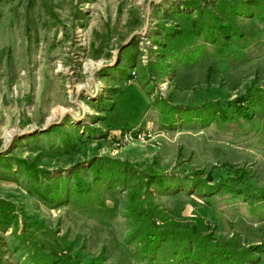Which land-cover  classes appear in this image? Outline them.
<instances>
[{"label": "rangeland", "instance_id": "1", "mask_svg": "<svg viewBox=\"0 0 264 264\" xmlns=\"http://www.w3.org/2000/svg\"><path fill=\"white\" fill-rule=\"evenodd\" d=\"M0 202V264H264V0H0Z\"/></svg>", "mask_w": 264, "mask_h": 264}, {"label": "trees", "instance_id": "2", "mask_svg": "<svg viewBox=\"0 0 264 264\" xmlns=\"http://www.w3.org/2000/svg\"><path fill=\"white\" fill-rule=\"evenodd\" d=\"M218 105L220 106L219 108L222 109L221 106H223V105H221V103H219ZM229 109H231V107ZM222 114H223V112H222ZM25 168H26L28 174L34 175L36 173L35 171L31 170L30 167H25ZM75 182H76L75 188L77 189V191L78 192L82 191L84 189V185H85L83 180L77 178ZM2 206H3L2 202H0V215H3L4 211H5V209L4 210L2 209ZM129 208H130L131 212H136L139 210V207L136 205H133L132 202H131ZM152 216H153V210L150 209L147 213V218L151 219ZM141 230H142L141 235L143 237L142 243H143L145 251L147 253H150V252L153 253V252L158 251L160 244L167 242L168 241L167 239L170 238L168 243H170V242L174 243L173 247H172L173 250L179 249L182 252V254H186L189 256H191V253H194L197 255L198 260L202 261V259L198 255H199V252H202L200 247L204 246V245H202L203 239H200L198 237V234L195 233L194 228H190L187 233L186 232L173 233V232L164 231L162 228L156 227L153 224L149 223L147 226H143L141 228ZM178 236L180 237V240L182 241V243H184V245H187V248H181V247H179V245H177L175 242H173L171 240V239L174 240V239L178 238ZM195 238H198V239H195ZM192 239H194V240H192ZM196 240H198L199 242ZM175 245H177V246H175ZM195 245H196V247H195ZM194 248L199 249L198 252L194 251ZM37 263L38 264H49L46 262L44 263L42 260H37ZM235 263L240 264V261L238 259H236L234 261V264ZM227 264H231L229 262V260H228Z\"/></svg>", "mask_w": 264, "mask_h": 264}]
</instances>
